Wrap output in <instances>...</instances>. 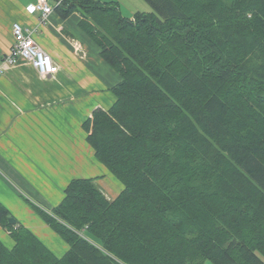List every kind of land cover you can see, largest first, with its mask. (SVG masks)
I'll use <instances>...</instances> for the list:
<instances>
[{
    "label": "trees",
    "instance_id": "1",
    "mask_svg": "<svg viewBox=\"0 0 264 264\" xmlns=\"http://www.w3.org/2000/svg\"><path fill=\"white\" fill-rule=\"evenodd\" d=\"M62 0L120 75L83 121L123 184L70 181L51 211L55 253L0 202V264H264V0Z\"/></svg>",
    "mask_w": 264,
    "mask_h": 264
},
{
    "label": "crops",
    "instance_id": "2",
    "mask_svg": "<svg viewBox=\"0 0 264 264\" xmlns=\"http://www.w3.org/2000/svg\"><path fill=\"white\" fill-rule=\"evenodd\" d=\"M41 1L0 0V60L14 43L13 23L20 22L59 65L58 72L41 77L21 59L0 79V166L12 180L7 181L0 171V202L61 256L68 245L23 198L51 211L63 199L64 188L79 177H96L110 199L120 193L123 184L97 160L83 126L95 108H109L115 101L111 88L120 75L81 29L80 12L64 18L54 9L46 24H41V12L28 8ZM47 1L53 5L57 0ZM0 240L9 247L14 244L9 231L1 228Z\"/></svg>",
    "mask_w": 264,
    "mask_h": 264
},
{
    "label": "built area",
    "instance_id": "3",
    "mask_svg": "<svg viewBox=\"0 0 264 264\" xmlns=\"http://www.w3.org/2000/svg\"><path fill=\"white\" fill-rule=\"evenodd\" d=\"M62 0H57L53 5L47 0L31 4L28 8L31 12L40 11L41 24H46L48 17ZM14 43L10 51L0 60V79L9 66L19 63L21 59L27 60L39 72L41 77H46L58 72L59 65L56 64L51 54L37 45L32 32L27 31L20 22L12 25ZM80 49L79 44H76Z\"/></svg>",
    "mask_w": 264,
    "mask_h": 264
},
{
    "label": "rangeland",
    "instance_id": "4",
    "mask_svg": "<svg viewBox=\"0 0 264 264\" xmlns=\"http://www.w3.org/2000/svg\"><path fill=\"white\" fill-rule=\"evenodd\" d=\"M101 1H103L104 3L105 2H112V3L116 4L121 10V13H122L121 15H123L125 17H128V18H133L134 17V13H136L137 11H149V12L152 11V7H151L150 3L145 1V0H101ZM105 103H108V102H105ZM0 171L5 176L7 181H8V179L10 181H12L8 177L9 174H8V172L5 171V168H1V166H0ZM112 178H115V177H112ZM106 179H108V178L106 177ZM116 180H118V179H116ZM23 201L31 209V211H33V213H35L36 216H38L40 219H42V222L44 224H46V222L44 221L42 216H40V213H38V211L35 209V206H38L40 204L36 203L35 201L25 200L24 198H23ZM11 217H14V218L17 219V217H15L14 215H12ZM45 226H48V225L46 224ZM0 228L2 229L3 232H6L8 234V230L7 229L2 227L1 225H0ZM48 228L50 230H52L51 232H53V234H56L60 238V241L64 242L63 239L53 229L50 228V226Z\"/></svg>",
    "mask_w": 264,
    "mask_h": 264
},
{
    "label": "water",
    "instance_id": "5",
    "mask_svg": "<svg viewBox=\"0 0 264 264\" xmlns=\"http://www.w3.org/2000/svg\"><path fill=\"white\" fill-rule=\"evenodd\" d=\"M9 222L12 223V224H15L17 222V219L10 216Z\"/></svg>",
    "mask_w": 264,
    "mask_h": 264
}]
</instances>
